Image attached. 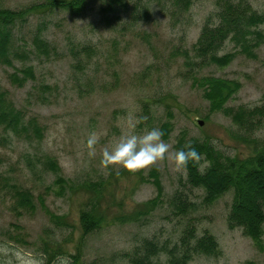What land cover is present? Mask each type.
I'll return each instance as SVG.
<instances>
[{
  "label": "rangeland",
  "instance_id": "1",
  "mask_svg": "<svg viewBox=\"0 0 264 264\" xmlns=\"http://www.w3.org/2000/svg\"><path fill=\"white\" fill-rule=\"evenodd\" d=\"M41 1L0 0V6L19 9ZM217 1L193 0L183 10L171 0H126L125 7L106 10L105 1L90 0L79 13L39 9L12 23V64L0 62V87L28 129L16 133L0 125V242L45 256L44 241L55 250L46 264L76 253L83 264H131L130 256L145 251L148 240L165 247L154 257L157 264H169L167 249L180 254L185 248L180 236L190 228V244L205 233L217 242L213 253L194 252L185 264H264V221L259 242L242 226H228L232 189L206 202L204 189L188 181L187 171H174L167 159L134 173L100 167L103 147L132 131V124L139 133L162 131L168 122L163 140L172 151L179 150L180 139L206 142L227 155L246 156L264 147V112L232 116L241 107L264 111V23L251 26L263 34L254 56L228 36L218 49L234 52L228 63L202 61L194 46L206 19L215 18ZM246 1L264 10V0ZM38 27L48 53L32 42ZM26 65L34 76L20 85L11 82L14 67ZM200 75L240 82L224 102L227 111L209 108L196 83ZM28 120L41 127V136ZM91 132L100 134L94 157L85 147ZM46 156L57 161L58 173L44 165ZM206 164L201 154L200 170ZM153 168L162 192L150 207L146 201L156 194ZM57 175L65 179L63 194L57 193ZM89 181L100 182V196L82 186ZM14 187L29 190L35 208L17 209ZM174 193L183 199L181 206L172 200ZM92 206L104 219L84 233L79 214ZM46 209L64 214L66 222L51 219Z\"/></svg>",
  "mask_w": 264,
  "mask_h": 264
},
{
  "label": "trees",
  "instance_id": "2",
  "mask_svg": "<svg viewBox=\"0 0 264 264\" xmlns=\"http://www.w3.org/2000/svg\"><path fill=\"white\" fill-rule=\"evenodd\" d=\"M90 0H44L23 6L19 9L0 6V62L12 64L10 58L11 52V25L16 19L25 18L30 12L39 9H47L60 7L67 9L71 13H79L84 9ZM106 4L104 8L116 10L118 7H125L126 0H102ZM172 3L179 8L185 10L189 7L193 0H171ZM217 10L214 13L215 18L209 16L203 23L197 41L195 43V55L202 61L213 62L218 65L228 63L234 56V52L226 51L218 53L224 39L230 37L232 41L239 46L240 51L246 52L248 55L254 56L253 47L259 44L262 38V32L252 29V25L264 23V10L256 11L246 0H218ZM40 27L32 36V42L37 51L48 53V42L42 36ZM253 33V35H252ZM33 67L26 65L23 67H14L9 73L11 82L22 84L27 77H33ZM196 83L202 87L203 96L209 101V108L224 109V102L231 94L238 89L240 82L235 79H229L215 75L196 76ZM241 110L234 111L232 116L239 120L245 115L252 117L256 113H263L262 106H254L252 108L241 107ZM33 132L39 137L41 136V127L34 121L28 120ZM0 125L4 129H11L13 132H26L28 126L24 123L23 114L8 99L6 90L0 87ZM169 127L168 122L161 125L162 132L167 133ZM163 135V136H164ZM191 143L195 149L203 154L207 160L203 170L199 168V161L190 162L187 167V179L195 186L204 189L203 200L211 202L225 191L232 189V200L227 215L228 226H242L245 233L250 235L256 241H260L262 232V223L264 221V147L256 149L253 153L246 156L227 155L221 151L214 149L206 142H199L195 139L178 141L177 147L183 148L186 144ZM44 165L50 170L57 172L60 169L54 158L46 156L43 159ZM157 170L153 168L150 172L152 182L156 186V194L146 201L150 207L156 205L159 195L162 192V184L157 175ZM57 184V193L63 194L65 191V179L57 175L55 177ZM82 186L86 189H92L100 196L102 186L99 181H89ZM13 196L16 202V208H35V203L31 199V193L24 188L14 187ZM172 200L176 205L181 206V199L178 193H174ZM183 200V199H182ZM43 207L44 200L39 199ZM181 208V207H180ZM181 210H183L181 208ZM49 217L55 221H64V214H56L47 210ZM104 219L102 212L97 211L96 207L83 208L79 214V220L82 231L87 233L99 227ZM193 236L192 229L185 230L180 236L181 242L185 248L181 253L176 254L171 249H167L169 253V264H185L194 252L213 253L215 251L216 239L210 233L200 237H195L192 244L188 238ZM145 251L137 252L130 256L131 264H157L154 260L159 249L164 246H157L152 241H144ZM42 251L47 261L54 258V249L48 248L44 243ZM142 252V253H141ZM72 264H83L79 258V254H72Z\"/></svg>",
  "mask_w": 264,
  "mask_h": 264
},
{
  "label": "clouds",
  "instance_id": "3",
  "mask_svg": "<svg viewBox=\"0 0 264 264\" xmlns=\"http://www.w3.org/2000/svg\"><path fill=\"white\" fill-rule=\"evenodd\" d=\"M136 125L132 131L125 132L104 146L100 153V167L109 169L119 167L128 172L150 168L167 159L176 172L186 171L190 162L201 159V154L189 143L179 150L172 151L171 145L163 140L164 133L158 128L144 129L137 133ZM100 134L91 132L85 143L88 155H96V145ZM0 264H46V257L29 254L19 246L0 242ZM54 264H72L71 256H57Z\"/></svg>",
  "mask_w": 264,
  "mask_h": 264
},
{
  "label": "water",
  "instance_id": "4",
  "mask_svg": "<svg viewBox=\"0 0 264 264\" xmlns=\"http://www.w3.org/2000/svg\"><path fill=\"white\" fill-rule=\"evenodd\" d=\"M198 122H199V123H201V122H202V120H201V119H199V120H198Z\"/></svg>",
  "mask_w": 264,
  "mask_h": 264
}]
</instances>
